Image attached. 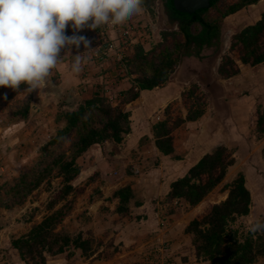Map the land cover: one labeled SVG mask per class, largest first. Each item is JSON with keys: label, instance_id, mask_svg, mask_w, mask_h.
<instances>
[{"label": "rangeland", "instance_id": "1", "mask_svg": "<svg viewBox=\"0 0 264 264\" xmlns=\"http://www.w3.org/2000/svg\"><path fill=\"white\" fill-rule=\"evenodd\" d=\"M235 2L237 0H219L218 6L222 9ZM144 3L145 7L142 6L143 10L140 14L128 17L125 20L113 18L112 21L96 27H93L91 22H88L83 26L78 35H84L88 38L90 41L89 45L85 46L81 44L79 48L73 46L71 49L61 50L60 60L71 66L72 73L69 76L73 80L69 79V81H65L63 93L61 91L54 92L55 88L61 84L60 73H58V78L54 79L52 77L50 79L49 90L46 88L42 89V92L46 93V95L42 93L36 94L34 91L31 93L23 91L26 85H21L18 90L8 88L10 92L3 91L4 87H0V250L2 253H8L9 239H18L26 235L33 226L39 224L45 217L50 215V212L47 211L48 204L62 188V178L58 176V169L51 164L59 154H69L70 147L75 140V135L74 133H70L58 142L51 143L56 137L57 132L64 128V123L57 121L59 116L65 112L77 109L88 97L91 99L95 96L105 97L107 95L108 102L116 104L117 93L122 89L121 84L125 83L122 81V72L123 74L127 73L121 62L129 60L132 55L131 49L136 45L141 46L142 44L145 48L149 49L148 51H151L162 42L163 32H178V24L171 21L164 11V0H145ZM149 11L153 13L150 14ZM146 12L149 13V17H146ZM263 12L264 0H260L257 4L245 7L239 12L224 18L222 20L220 43L218 46L213 47L215 52L221 55V58L230 56L236 60L237 53L235 51L230 52L229 50L231 37L243 28L259 21ZM210 13L212 16H217V12L214 9H211ZM111 24L118 25L111 27ZM128 28H132L130 35H121L119 30H126ZM73 31L70 26L66 29L68 35H72ZM225 32L228 39L224 48L222 37ZM105 41L113 43L118 41L117 45H119L120 50H123V61L117 59L116 56L119 53L105 51ZM123 41L127 42L126 46L122 44ZM168 42H172L170 37ZM77 54L86 58V62L83 63L79 72H75L72 69V63ZM202 60H205V58L199 59L198 62L202 64ZM131 79L133 81L132 77ZM55 80H58V83ZM192 88L193 84L184 92L185 106L180 103L181 108H195L194 100L186 96ZM72 89L77 92L74 95L75 98L73 96V99L64 101V96ZM252 91L254 90L252 89ZM43 96L50 97L45 99ZM196 96L202 97V103L205 105V101H203L205 94L202 91L199 92V89H197L193 98ZM123 98L124 96L118 99L123 100ZM254 109L258 113H264V109L257 102L253 104ZM258 113L255 114L258 116ZM167 119L170 126H172L177 120H180V116L175 114ZM259 136L256 135L257 138ZM252 137L250 138L252 139ZM109 146L115 150L117 148L120 152H125V162H127H124L121 168L124 175L128 174L133 177H139L140 174L149 171L155 165V160H153L154 155L149 153L148 147L143 146L137 149H129L126 141L118 145L113 142L101 144V147L105 148V150ZM228 149L234 155L235 164L229 168L223 182L207 196L200 207L196 208L194 219L196 217L200 219L209 211L211 206L224 201L227 196V192H224V187L231 184L238 175L244 174L251 167L257 168L256 165L248 163V156L254 157V151L251 147L244 148L240 155H238L239 149L236 147ZM100 153L95 152L88 159L96 161L99 157L102 158ZM83 159L86 158L83 157ZM45 169L48 170V173L44 177L42 184L28 195L22 204L9 207L16 200L13 189L20 178L25 176V183H29L38 172ZM111 173L110 176L112 175L113 178H117L119 181L122 180L117 172L113 173L111 171ZM123 183L127 184L126 181ZM71 184L73 191L65 201L55 207L59 208L66 204L71 209L57 230L62 229L64 232L76 237L78 232L81 231V222H70L68 217L73 216L75 218L78 215L81 216L79 211L75 212L74 210L81 201V204H83L84 199H82V196L85 195L87 188L93 192L95 191L98 197L100 191H97V187L92 189L93 187L88 186L89 183L85 186V181H78L76 183L74 180ZM255 187L261 188L257 182L255 183ZM140 202L141 197L138 194H134V199L129 205L132 211H129V214L123 217L124 220H117L116 218L108 220L106 217L102 220L100 218L92 222L93 227L90 230H86V232L90 233L88 236L85 235V231L81 232L84 234V239L89 240L91 243V251L87 256L82 255L79 258L72 250L60 256L71 259V261H68V264H97L98 262H108L115 255L122 254V250L119 248L123 245L126 251H134L135 247L145 243L149 238L147 237L148 233H145L146 231H142L137 226V221L140 220L141 215L138 216L134 208H136L135 204H140ZM5 205H7V208H5ZM173 206L176 205H172L170 202V205L167 206L166 214H169L171 209L173 210ZM174 208L178 209L180 214L189 210L185 207L183 201ZM190 210H193V208H190ZM104 214L107 215L106 212H103ZM136 219L137 221H135ZM257 221L261 222L264 220L258 218L257 215L250 219L239 217L236 222L229 226V230L237 231L239 235L245 236L248 232H253L251 225ZM107 223H113L112 226L115 229H112L111 225ZM117 239L123 240L116 241ZM116 242H121V245H115L117 244ZM134 259H131L127 264H137L138 259ZM117 261L109 264H120Z\"/></svg>", "mask_w": 264, "mask_h": 264}, {"label": "trees", "instance_id": "2", "mask_svg": "<svg viewBox=\"0 0 264 264\" xmlns=\"http://www.w3.org/2000/svg\"><path fill=\"white\" fill-rule=\"evenodd\" d=\"M144 1L142 6L145 7ZM218 1L211 0L209 10L185 15L176 12L172 0H168L167 14L170 19L178 21V32H163L162 42L151 51L145 52L140 45L133 47L131 57L125 62L127 74L133 77L132 86L121 94L124 96L121 104L134 101L141 91H150L166 84L183 58L200 59L204 47L218 46L222 20L260 0H237L222 9L219 8ZM211 9L217 12V16L211 15ZM169 37L172 39L171 43L168 42ZM229 50L237 53L238 61L243 65L254 67L264 64V12L259 21L231 37ZM218 74L224 79L239 74V69L230 56L221 58ZM197 89L193 85L186 94L187 98L194 100L195 108H189L185 121H196L204 114L202 97L193 98ZM57 121H62L64 128L57 132L51 143L58 142L70 133H74L75 140L68 155L59 154L52 161L51 165L58 169V176L62 178V188L48 204L47 211L50 215L33 226L26 235L11 240V246L27 264H46L48 257L70 250H80L83 256L91 251V243L84 239L82 233L73 237L62 229L57 230L71 209L66 204L55 207L73 191L71 183L80 173L77 160L94 145L106 142L121 144L124 136L130 132V113L119 106H112L107 98L100 96L88 99L77 109L61 114ZM182 123L183 120H177L168 128V122L164 121L153 127L155 146L164 156L172 154L170 134L172 129ZM256 133L264 135V113H258ZM234 164L233 153L228 148L217 147L191 167L183 178L170 185L167 200L183 201L190 208L197 207L223 182L227 171ZM47 173L46 169L38 172L29 183H25V176L21 177L13 189L16 200L9 207L22 204L42 184ZM224 192H227L224 201L211 206L208 212L200 219H193L185 229V234L191 236L195 257L197 261L210 264H256L259 259L264 258V231L248 232L244 236L229 230V226L237 218L247 216L250 211L251 195L244 175H238L231 184L226 185ZM113 198L118 200L116 213L121 217L127 216L130 202L134 199L130 186L115 191ZM135 206L138 207L139 204Z\"/></svg>", "mask_w": 264, "mask_h": 264}, {"label": "crops", "instance_id": "3", "mask_svg": "<svg viewBox=\"0 0 264 264\" xmlns=\"http://www.w3.org/2000/svg\"><path fill=\"white\" fill-rule=\"evenodd\" d=\"M146 14V17H149V13L146 12ZM129 29L132 30V28ZM114 43L117 44L118 41ZM141 46L145 52L149 50L144 45L141 44ZM116 52L122 54L123 50L119 48ZM131 53H133V48ZM220 56L213 47H204L200 58H205L202 60V64L198 62V58H183L166 84L150 91H141L138 98L128 104H121V100L118 98H122L121 94L132 86V79L127 73L123 74L121 71L122 81L125 83L121 84L122 89L117 93L116 104L111 103V105L119 106L130 113V132L124 136L122 142L126 141L129 149L148 147L149 153L154 155L155 165L149 171L140 174L139 177L124 175L121 168L126 159L125 152H120L117 148L115 150L111 146L105 150L101 145H94L83 155L86 159L81 157L77 160L80 173L75 181L76 183L85 181V186L89 183L88 186L93 187L92 189L97 187L100 195L98 197L95 191L87 188L85 195L82 196L83 204L81 201L74 210L75 212L79 211L83 217L78 215L75 218L70 216L67 219L70 222H81V231L78 233L85 231L86 236L90 234L86 230L93 227L92 222L95 220L100 218L103 220L104 217L108 220L114 218L124 220L116 213L118 200L113 198V194L118 189L129 185L133 193L141 197L139 206L134 208L135 213L138 216L141 215V218L139 221L137 219L135 221L142 231L148 233L147 237L149 238L131 252L126 251L123 245L119 248L122 250V254L115 255L108 262H98L97 264H109L117 260L120 264H127L131 259L139 260L141 252L148 246H154L155 243L160 242L169 244L177 264H210L197 261L191 237L185 234L186 227L194 219L196 208L200 207L204 201L193 210H190V207L183 202L189 209L183 214L174 208L180 205L181 201L171 202L176 206H173V210L171 209L169 214H166V209L170 205L167 200L170 185L183 178L191 167L217 147H236L239 149L238 155L246 147L253 149L254 157L248 156V163L256 165L257 168L251 167L243 174L246 187L251 195L250 211L245 218L250 219L257 215L258 218L264 220V135L256 137L257 115L255 113L257 112L255 109L257 108L253 110L255 102L264 109V64L251 67L241 64L238 58L233 59L239 69V74L233 78L224 79L218 74ZM116 57L119 60L118 55ZM121 64L124 68V63L121 62ZM124 70L126 69L124 68ZM58 73L61 76V84L55 88L54 92L65 90V81L72 78L69 76L72 73L71 66L60 60L51 71L49 81L52 77L58 78ZM71 81L73 80L71 79ZM55 82L58 83V80ZM191 84L196 85L199 92L202 91L205 94L203 99L205 101L204 114L196 121H185L189 108H181L180 103L185 106L183 94ZM48 87L47 90H49ZM8 90L7 87L3 88V91L10 92ZM34 92L46 95L39 89ZM43 97L48 99L50 96ZM105 98L108 99V96L106 95ZM71 99L73 97L69 100ZM86 99L88 100L90 97ZM169 112L171 113L168 114ZM175 114L180 116L183 123L172 129L170 136L172 137L173 152L171 155L164 156L155 146L153 127L159 122L167 121L168 117ZM167 127H171L170 123ZM100 151L102 152L100 153ZM95 152H99L102 158L99 157L96 161L88 159ZM111 171L117 172L122 180L119 181L112 175L110 176ZM124 181L127 184L123 183ZM256 182L261 188L255 187ZM130 211H132L131 207ZM103 212H106L107 215H103ZM107 224L115 229L112 226L113 223ZM82 235L84 237V234ZM9 240L8 253H2L0 250V264H27L21 260ZM122 240L117 239L116 241ZM116 243L115 245H121V242ZM72 251L77 257H82L80 250ZM69 260L71 261V259L56 255L47 258L46 264H68ZM256 264H264V258L259 259Z\"/></svg>", "mask_w": 264, "mask_h": 264}, {"label": "clouds", "instance_id": "4", "mask_svg": "<svg viewBox=\"0 0 264 264\" xmlns=\"http://www.w3.org/2000/svg\"><path fill=\"white\" fill-rule=\"evenodd\" d=\"M142 5L143 0H0V87L18 90L23 84L28 93L47 88L61 50L89 45L78 35L85 24L125 20L140 14ZM69 26L72 35L66 32ZM85 62L75 55L73 71ZM251 230L264 231V222H255Z\"/></svg>", "mask_w": 264, "mask_h": 264}, {"label": "built area", "instance_id": "5", "mask_svg": "<svg viewBox=\"0 0 264 264\" xmlns=\"http://www.w3.org/2000/svg\"><path fill=\"white\" fill-rule=\"evenodd\" d=\"M118 24H111V27H115ZM121 32V35L127 36L130 35V30L129 28L126 30H119ZM122 44L126 46L127 42L123 41ZM119 49V45L113 43V42H108L105 41V51L107 50L108 52L115 53ZM119 61L124 60V56L122 54H118ZM125 62L124 61V68L125 67ZM137 264H177L172 256V252L170 250V246L167 242H160V243H155L154 246L151 245L150 247L148 246L147 249H145L143 252L140 254V258L137 262Z\"/></svg>", "mask_w": 264, "mask_h": 264}, {"label": "water", "instance_id": "6", "mask_svg": "<svg viewBox=\"0 0 264 264\" xmlns=\"http://www.w3.org/2000/svg\"><path fill=\"white\" fill-rule=\"evenodd\" d=\"M211 0H172L173 9L185 15H193L198 11H205L211 8ZM76 95L75 90H70L66 95L64 101L69 100Z\"/></svg>", "mask_w": 264, "mask_h": 264}, {"label": "bare ground", "instance_id": "7", "mask_svg": "<svg viewBox=\"0 0 264 264\" xmlns=\"http://www.w3.org/2000/svg\"><path fill=\"white\" fill-rule=\"evenodd\" d=\"M227 39H228V37H227V33L225 32L224 33V35H223V37H222V41H223V47L225 48L226 47V44H227ZM221 44V45H222Z\"/></svg>", "mask_w": 264, "mask_h": 264}, {"label": "flooded vegetation", "instance_id": "8", "mask_svg": "<svg viewBox=\"0 0 264 264\" xmlns=\"http://www.w3.org/2000/svg\"><path fill=\"white\" fill-rule=\"evenodd\" d=\"M167 3H168V0H164V11L166 12V14H167V8H166V6H167ZM167 16H168V18L170 19V17H169V15L167 14ZM171 21H173V22H176L177 24H178V21H176V20H173V19H170Z\"/></svg>", "mask_w": 264, "mask_h": 264}]
</instances>
